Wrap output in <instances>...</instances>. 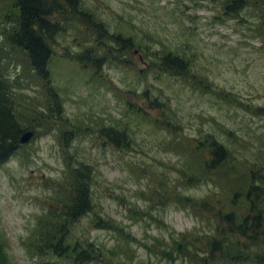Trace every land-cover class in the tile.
<instances>
[{"label": "trees", "instance_id": "obj_1", "mask_svg": "<svg viewBox=\"0 0 264 264\" xmlns=\"http://www.w3.org/2000/svg\"><path fill=\"white\" fill-rule=\"evenodd\" d=\"M191 1L198 7L212 4L215 21L221 22L226 16L246 26L250 39L259 40V49L264 51V0ZM83 5L82 0H0V168L16 157L28 162L34 140L50 133L55 134L63 164L58 175L44 185L51 194L43 200L47 209L36 218L24 240L27 257L34 264H135L136 253L128 243L109 248L85 235L73 237L79 220L93 214V228L113 231L129 243L141 244L124 232L121 222L95 213L98 204L94 186L99 171L91 160H85L83 156L88 154L79 146L90 138L96 146L91 144L92 148L119 154L127 166L126 154L135 152L138 146L131 138L129 122L124 120L130 114L148 120L169 136L180 137L178 143L176 139L168 143L179 158L167 167L175 172L179 169L178 176L173 180L167 173L149 175L144 190L134 195L142 196L148 204L159 203V210L173 202L185 212L192 211L199 217L208 213L212 219L207 230L200 225L189 232L168 236L160 233L152 244L145 243L147 264H152L151 256L156 264H264V151L217 123L214 125L224 138L213 130L182 137L187 134L182 120L152 91L149 80L173 78L193 93L200 89L253 115L264 114V108L238 100L213 85L208 77L197 73L196 58L182 48H169L161 40L145 35L148 42L155 41L161 48L150 51L148 44L143 47L134 36L110 34ZM68 29L74 32L77 51L56 50V36L68 33ZM138 49L144 58H136ZM62 63L71 73L78 72L94 84L108 87L102 68H120L133 76L132 89H139L126 93L114 90L125 98L124 102L117 99L124 108L119 118L90 115L71 119L65 111L62 91L54 83ZM130 97L141 99L144 108L129 101ZM209 120L214 122L215 118ZM27 131H34V137L20 144V137ZM180 144H185L187 150ZM166 147L162 142V150ZM138 151H142L141 145ZM202 182L212 183V196L196 199L184 192ZM115 198L128 207L129 219L134 222L147 217L155 221L151 210H140L133 201L125 204L121 196ZM204 219L207 224V217ZM1 251L2 244L0 264H8L3 263Z\"/></svg>", "mask_w": 264, "mask_h": 264}, {"label": "rangeland", "instance_id": "obj_2", "mask_svg": "<svg viewBox=\"0 0 264 264\" xmlns=\"http://www.w3.org/2000/svg\"><path fill=\"white\" fill-rule=\"evenodd\" d=\"M82 4L110 34L134 36L143 47L148 44L150 51L161 48L155 41L148 42L145 35L155 37L156 41L161 40L169 48H182L196 58L194 68L197 73L208 77L213 85L234 94L238 100L264 108V51L259 49L261 44L259 40L250 39L248 34L251 32L246 26L237 24L236 20L224 16L221 22L215 21L212 4L209 3L208 8L207 3L202 4L203 7L194 6L191 0H82ZM73 33L68 29V33L56 36L55 49L77 51ZM135 56L140 59L145 57L140 50ZM102 71L109 87L94 84L78 72L71 73L64 63L58 66L54 83L62 91L69 118L84 119L90 118V115L105 119L111 115L120 117L119 111L124 108L117 99L124 102L125 98L117 96L114 90L126 93L127 90L139 88L132 89L133 76L129 72L116 67L108 69L106 66ZM149 84L152 91L159 95L157 97L168 104L176 118L182 120L184 132L187 133L182 137L198 135L203 130L219 133L214 125L217 123L235 130L253 146L264 151V114L245 112L240 106L226 104L224 100L200 89L193 93L167 76L161 80L151 78ZM128 99L135 105H145L136 97ZM153 114L156 115L155 112ZM211 117L215 118L214 122L209 120ZM124 120L131 126V138L142 148L139 152L137 146L135 152L126 154L127 166L118 158L119 154L110 151L103 153V150L92 148L95 145L90 138L81 141L83 144L79 146L88 154L83 156L85 160H91L99 171L98 184L94 186L95 202L98 204L95 213L100 212L121 222L125 226L124 232L135 236L141 244L129 243L116 232L93 228V214L79 220L73 237L85 235L109 248L116 243H128L130 250L134 249L136 253L135 264H147L145 243L152 244L153 238H158L160 233L168 236L174 232H189L200 225L207 230L212 219L208 213L199 217L192 211L185 212L173 202L164 210H159V203L148 204L142 196L134 195L144 190L149 175L167 173L173 180L178 176L179 169L175 172L167 167L177 163L179 158L168 148V143L171 144L174 139L178 143L180 137L169 136L163 129L152 127L148 120H140L130 114ZM219 136L224 138L220 133ZM55 139V134L50 133L34 140L28 162L16 157L0 168V245L3 263L34 264L33 259L27 257L23 243L33 229L36 218L47 209L43 200L51 191L44 189L45 183L63 168ZM162 142L167 145L165 150L161 148ZM180 146L187 150L185 144ZM180 151L177 152L182 155ZM211 184L202 182L199 187H190L184 192L196 199L212 196L215 188ZM115 195L121 196L125 204L133 201L138 209L151 210L156 215L155 221H162L163 225L148 217L136 222L129 219L128 207L122 205ZM164 225L167 227L164 228ZM149 261L156 264L153 256Z\"/></svg>", "mask_w": 264, "mask_h": 264}, {"label": "water", "instance_id": "obj_3", "mask_svg": "<svg viewBox=\"0 0 264 264\" xmlns=\"http://www.w3.org/2000/svg\"><path fill=\"white\" fill-rule=\"evenodd\" d=\"M34 131H27L23 133V135L19 139L20 144H26L30 141V139L33 137Z\"/></svg>", "mask_w": 264, "mask_h": 264}]
</instances>
